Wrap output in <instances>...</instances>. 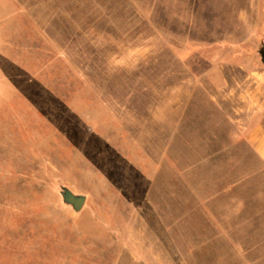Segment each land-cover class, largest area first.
I'll return each mask as SVG.
<instances>
[{
  "label": "rangeland",
  "instance_id": "374dc122",
  "mask_svg": "<svg viewBox=\"0 0 264 264\" xmlns=\"http://www.w3.org/2000/svg\"><path fill=\"white\" fill-rule=\"evenodd\" d=\"M263 47L264 0H0V264H264Z\"/></svg>",
  "mask_w": 264,
  "mask_h": 264
},
{
  "label": "water",
  "instance_id": "95a60500",
  "mask_svg": "<svg viewBox=\"0 0 264 264\" xmlns=\"http://www.w3.org/2000/svg\"><path fill=\"white\" fill-rule=\"evenodd\" d=\"M261 62L264 64V47L260 50ZM63 201L72 206L75 211H80L85 204L84 196L75 195L71 191L64 189L62 193Z\"/></svg>",
  "mask_w": 264,
  "mask_h": 264
},
{
  "label": "crops",
  "instance_id": "0c3cea01",
  "mask_svg": "<svg viewBox=\"0 0 264 264\" xmlns=\"http://www.w3.org/2000/svg\"><path fill=\"white\" fill-rule=\"evenodd\" d=\"M13 88H10V95H9V101L12 102L14 96L13 94ZM9 102V103H10ZM251 142L252 146L255 150V152L258 154L259 158L264 162V132H254L251 136Z\"/></svg>",
  "mask_w": 264,
  "mask_h": 264
}]
</instances>
